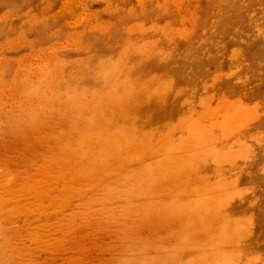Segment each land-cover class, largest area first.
<instances>
[{
    "label": "rangeland",
    "instance_id": "obj_1",
    "mask_svg": "<svg viewBox=\"0 0 264 264\" xmlns=\"http://www.w3.org/2000/svg\"><path fill=\"white\" fill-rule=\"evenodd\" d=\"M0 65V264H264V0H0ZM52 71L79 115L144 139L129 196L95 178L47 211L69 116L30 124L16 82Z\"/></svg>",
    "mask_w": 264,
    "mask_h": 264
},
{
    "label": "bare ground",
    "instance_id": "obj_2",
    "mask_svg": "<svg viewBox=\"0 0 264 264\" xmlns=\"http://www.w3.org/2000/svg\"><path fill=\"white\" fill-rule=\"evenodd\" d=\"M105 1V0H104ZM81 3V2H80ZM166 2H164L165 4ZM84 4V3H83ZM161 4V3H160ZM162 6H165V5ZM167 4V3H166ZM85 6V5H84ZM106 6V5H105ZM161 6V7H162ZM64 7V6H63ZM260 8V7H259ZM68 9V8H67ZM84 9V8H83ZM57 10V9H56ZM109 11V10H108ZM85 18V17H84ZM213 20V19H212ZM37 21V20H36ZM41 21V19H40ZM104 23V21H103ZM97 25V23H95ZM99 24V23H98ZM106 24V23H105ZM165 24V23H164ZM94 26V24L92 25ZM91 26V28H92ZM94 27H99L98 26H94ZM93 29V28H92ZM95 30V29H93ZM166 32V31H165ZM79 33V32H78ZM77 33V34H78ZM144 33V32H143ZM203 33V32H202ZM74 34V33H73ZM170 34V33H169ZM80 35V33H79ZM53 36V35H52ZM74 36V35H72ZM175 36V34H174ZM77 37V35H76ZM171 38V37H170ZM75 39V38H74ZM71 40V39H70ZM12 41V40H10ZM65 41H67L65 39ZM75 41V40H74ZM76 41H79L76 39ZM13 43V42H12ZM68 43V41H67ZM72 43V42H71ZM70 43V44H71ZM86 43V42H85ZM16 44V43H15ZM73 44V43H72ZM77 44V43H76ZM81 44V43H80ZM142 45V44H141ZM2 46V45H1ZM65 46V45H64ZM81 45L78 46V49L81 48ZM71 47V46H70ZM84 47V46H83ZM82 47V48H83ZM54 48V47H53ZM76 48V46L74 47ZM89 48V46H88ZM85 49V47H84ZM88 50V49H87ZM53 51V50H52ZM84 51V50H83ZM41 51H39L40 53ZM161 52V51H160ZM37 53V52H36ZM38 53V54H39ZM45 53V52H44ZM36 54V55H38ZM93 54V53H91ZM33 55V54H32ZM219 55V54H218ZM35 56V55H34ZM33 56V57H34ZM166 56V55H165ZM168 56V55H167ZM18 57V56H17ZM20 57V56H19ZM78 58V57H76ZM83 58V57H82ZM5 59V57H4ZM3 59V60H4ZM8 59V58H7ZM18 61V64L23 61L16 58ZM56 57L54 56L53 61H55ZM75 59V58H74ZM80 59V58H79ZM86 59V57H85ZM2 61V60H1ZM61 61V59H59L57 61V63L59 64ZM84 61V59H83ZM100 61V60H99ZM63 62V60H62ZM66 62V61H64ZM63 62V63H64ZM74 62H78L77 60H74ZM22 63V62H21ZM68 63V60L67 62ZM2 64V63H1ZM4 64V63H3ZM23 64V63H22ZM43 64V63H42ZM51 65H53V63H51ZM50 65V66H51ZM1 66V65H0ZM24 65H21V67ZM45 66V65H44ZM48 67V64L46 65ZM21 67H19V65L17 66V68L21 69ZM23 68V67H22ZM25 68V67H24ZM45 68V67H44ZM52 68V67H51ZM50 68V69H51ZM16 70V68H15ZM18 70V69H17ZM16 70V71H17ZM24 70V69H23ZM45 70V69H44ZM83 70V69H82ZM81 70V71H82ZM31 71V70H30ZM81 71H79L81 73ZM53 72V71H52ZM51 72V73H52ZM79 72H77L78 74H80ZM84 70L82 71L83 74ZM15 73V72H14ZM21 73V72H20ZM34 73V72H33ZM54 74L57 73L56 78L52 79L51 76L48 77H44L45 74H38L35 75V77L37 78L36 81L34 82V79L32 78V75L30 74H24V77H20L19 79V72L16 75L19 80L18 82V87H23V89L26 88V94H25V100L24 98L22 100L27 101L26 99H28V97L33 98V104L37 103V108H33V110L29 113H31V116L29 117V123L30 124H34L36 121H38V119H40V116L43 117V115H47L50 114V112L53 110V106L54 104H59V102H61L64 104L63 107V112L66 113L69 116V120H68V140L69 143H65L67 144L65 146V155H62L61 157L57 156V158L55 159V162L53 161V163L51 164H46L47 165V173L48 175L50 174L49 172H51V167L53 165H58L61 167L60 168V179L59 180H63L64 184L61 185L64 188L66 187V191L61 194L60 196H57L58 198L53 201L55 203H51L47 208V211L49 210V208H52L51 210H53V207H55L54 209H58V201L61 200V202L67 201L68 198H71L72 195L78 194L83 187H85V192L89 193L92 189H95V185H94V179L98 178L102 180V183H105L104 188H106V190H108L109 193H112L113 196H117V197H113L112 195L110 196V199L112 198H122L123 196H129L128 193L129 191H131L132 188L135 187L136 183L139 181V178L141 176H143L144 172L143 171V147H141V144L143 143L144 139H141L140 137H136V134L134 135V132H129V130L124 129L123 131H119L118 129L112 130V128H108L106 126H101V125H96L97 122H92L89 117H86L84 115H79V113H77L76 110L80 109L81 111V104L84 101V96L82 93H74L70 88V84L68 81H64L63 77L60 76V72H53ZM52 73V74H53ZM76 73V71H75ZM92 73V72H91ZM2 74V73H1ZM22 74V73H21ZM20 74V76H21ZM32 74V73H31ZM53 74V76H55ZM73 74V73H72ZM76 75V74H75ZM81 75V74H80ZM97 75V74H96ZM2 76V75H1ZM15 76V75H14ZM31 76V77H30ZM34 76V74H33ZM103 77V76H102ZM13 78V76H12ZM11 78V81H13V79ZM15 78V77H14ZM16 78L14 81H16ZM32 78V79H31ZM86 78V76H85ZM78 79V76H77ZM1 81V80H0ZM8 82V81H6ZM76 82V81H75ZM14 83V82H13ZM12 83V84H13ZM63 83H64V87H63ZM7 84V83H6ZM11 84V82H10ZM1 87L3 88H7V85L5 87L4 83L0 84ZM69 85V86H68ZM169 85V84H168ZM12 85H9V87H11ZM17 87V84L15 85ZM17 87V90H18ZM71 87V86H70ZM168 87V86H167ZM0 88V89H3ZM14 88V87H13ZM163 88V87H162ZM8 89V88H7ZM12 89V87H11ZM21 89V88H20ZM16 88L13 90L15 91ZM4 91V90H3ZM6 91V90H5ZM19 91V90H18ZM87 91V90H86ZM165 91V90H164ZM163 91V92H164ZM1 92V91H0ZM13 93V92H12ZM11 94V93H10ZM86 94V93H84ZM88 94V93H87ZM104 94V93H103ZM111 94V93H110ZM102 96V94H100ZM3 96V95H2ZM41 101L44 103L41 106ZM93 101V100H92ZM22 102V101H21ZM35 102V103H34ZM86 102V101H85ZM123 102V101H122ZM20 102H18L19 104ZM30 104V103H29ZM9 106V105H8ZM55 107H57V105H55ZM59 107V106H58ZM105 107V106H104ZM46 108V110H45ZM55 109V108H54ZM6 110V109H5ZM60 110V109H59ZM87 111V110H86ZM17 112V111H16ZM61 114V113H59ZM58 114V116H59ZM65 114V116H66ZM246 114V113H245ZM52 115V113H51ZM64 115V114H62ZM64 116V118H65ZM45 117V116H44ZM66 119V118H65ZM40 121V120H39ZM28 122V121H27ZM26 122V123H27ZM105 122V121H104ZM206 122V121H205ZM39 123V122H38ZM202 122L200 121V124ZM102 124V123H101ZM199 124V125H200ZM67 125V126H68ZM205 125V124H203ZM43 127V126H42ZM203 127V126H201ZM63 128V127H62ZM42 129V128H41ZM64 129V128H63ZM60 130V129H59ZM62 130V129H61ZM65 131V130H64ZM63 133V135L65 136L67 133L65 131V133ZM125 131L128 132L125 133ZM124 132V133H123ZM59 133V134H60ZM61 135V136H63ZM142 136V135H141ZM60 140V139H58ZM58 143V142H57ZM191 147V146H190ZM188 148V147H187ZM193 148V147H191ZM190 148V149H191ZM63 149V148H62ZM189 149V150H190ZM147 154H149V152H146ZM60 155V154H59ZM151 153L148 155L150 156ZM145 157V156H144ZM52 159V158H51ZM50 159V160H51ZM188 159V158H186ZM190 159V158H189ZM183 160V159H182ZM185 160V159H184ZM52 161V160H51ZM132 161V163H134V166H137V171H133L131 173H127L128 169H130L131 167L129 166V162ZM181 162V160H179ZM50 162V161H49ZM183 162V161H182ZM41 163V162H40ZM55 163V164H54ZM172 164V162H171ZM168 161H167V167L169 168L171 165ZM180 164V163H179ZM42 165V164H41ZM45 165V167H46ZM43 166V165H42ZM57 166V167H59ZM163 166H165V164H163ZM165 166V168H166ZM176 166V165H175ZM41 167V166H40ZM39 167V168H40ZM174 167V166H173ZM171 167V168H173ZM162 169H164L163 167H161ZM160 169V170H162ZM190 169V167L188 168ZM3 170V169H2ZM171 170V169H170ZM45 171V169H44ZM42 172V170L40 171ZM159 172V171H158ZM44 173V172H43ZM46 173V172H45ZM53 173V172H51ZM57 173V172H56ZM156 173V172H155ZM55 174V173H54ZM159 174V173H158ZM185 174V172H184ZM52 175V174H50ZM146 176V175H145ZM36 178V175L34 176ZM38 177V176H37ZM41 177V176H40ZM105 177V178H104ZM33 178V176L31 177ZM48 178V176H47ZM103 178L105 180H103ZM44 179V178H43ZM56 179V181L58 180ZM26 180V179H25ZM32 181H34L32 179ZM43 181V180H42ZM55 181V182H56ZM38 182V180H37ZM36 182V183H37ZM58 183V182H57ZM139 187V186H138ZM28 189V188H27ZM49 190V189H48ZM105 190V191H106ZM142 189L139 188V191H141ZM27 191V190H26ZM29 191V190H28ZM45 192V191H44ZM48 192V191H47ZM60 192V191H59ZM62 192V191H61ZM97 192V191H95ZM104 192V191H103ZM138 192V189L137 191ZM57 193V191H56ZM56 193H54L56 195ZM107 193V191H106ZM36 194V193H35ZM135 194V193H134ZM142 194V193H141ZM79 195V194H78ZM36 196V195H35ZM40 196V194H39ZM56 196V197H57ZM81 196V195H79ZM84 195L82 194V197ZM86 196V194H85ZM108 196V195H106ZM12 197V196H11ZM34 197V196H33ZM88 197V196H87ZM38 199L40 197H37ZM46 198V197H45ZM53 198V195H51V199ZM89 198V197H88ZM63 199V200H62ZM76 197H73V204H75L76 202ZM95 199V197H94ZM92 199V200H94ZM97 199V198H96ZM89 200V201H92ZM98 200V199H97ZM96 200V202H98ZM146 200V198H145ZM78 201V200H77ZM85 202V201H83ZM95 202V201H94ZM136 202V201H135ZM214 202V200H213ZM216 202V201H215ZM214 202V204H216ZM62 203V205H63ZM82 203V202H81ZM134 205V202H131ZM60 204V203H59ZM95 204V203H94ZM111 204V203H110ZM122 204V203H121ZM43 205V204H42ZM60 204V206H62ZM88 206H90V203L87 204ZM96 205V204H95ZM99 205V204H98ZM104 205V204H103ZM129 205V204H128ZM131 205V204H130ZM19 206V205H18ZM29 206V205H28ZM33 206V205H32ZM39 206V205H38ZM59 206V207H60ZM81 206V204H80ZM88 206L86 208H88ZM102 206V205H101ZM109 206V205H108ZM123 206V205H122ZM34 207V206H33ZM91 207V206H90ZM95 207V206H94ZM121 207V206H120ZM129 207V206H127ZM61 208V207H60ZM62 208H66L64 206H62ZM76 208V206L74 207V209ZM78 208V207H77ZM84 208V207H81ZM103 208V207H102ZM117 208V207H115ZM18 209V208H17ZM27 209V208H26ZM33 209V208H32ZM95 209V208H94ZM105 209V208H104ZM110 209V207H109ZM108 209V211H109ZM114 209V208H113ZM121 209H125V208H121ZM120 209V210H121ZM37 210V209H35ZM64 210V209H62ZM60 209V212L62 211ZM72 210V209H71ZM85 211V209H83ZM90 210H92L90 208ZM96 210V209H95ZM99 210V209H97ZM73 211V210H72ZM88 211V209H87ZM101 211V210H100ZM104 211V210H103ZM106 211V210H105ZM126 211V210H124ZM50 212V210H49ZM64 212V211H63ZM76 212V209H75ZM82 212V211H81ZM89 212V211H88ZM87 212V213H88ZM91 212V211H90ZM94 212V211H93ZM122 212V211H121ZM52 213V212H51ZM107 213V212H106ZM105 213V214H106ZM112 213V212H111ZM133 213V212H132ZM54 214V213H53ZM51 214V215H53ZM101 214V213H100ZM108 214V213H107ZM125 213L123 212V215ZM134 214V213H133ZM50 215V217H51ZM74 215V214H73ZM77 215V213H76ZM75 215V216H76ZM81 215V214H80ZM79 215V216H80ZM84 215V214H83ZM93 215V214H92ZM97 215V214H96ZM115 215V214H114ZM128 215V214H127ZM126 215V216H127ZM135 215V214H134ZM87 216V215H86ZM109 216V214H108ZM105 216V217H108ZM120 216V215H119ZM122 216V215H121ZM125 216V215H124ZM128 216H132V215H128ZM127 216V217H128ZM73 217V216H72ZM115 217V216H114ZM113 217V218H114ZM52 218V217H51ZM82 218V217H80ZM112 218V215H111ZM112 218V221H113ZM125 218V217H124ZM132 218V217H131ZM130 218V219H131ZM86 219V218H85ZM108 219V218H107ZM118 219V216H117ZM126 219V218H125ZM83 220V218H82ZM127 220V219H126ZM129 220V218H128ZM127 222V221H125ZM124 223V222H123ZM42 224V223H41ZM63 225V224H62ZM42 226V225H41ZM43 228L40 229L41 231H46L45 229L48 227L47 226H42ZM49 228V227H48ZM56 228V227H55ZM37 230V229H36ZM39 230V231H40ZM36 232V231H35ZM38 232V230H37ZM45 233V232H44ZM44 237V236H43ZM46 238V237H45ZM35 239V238H34ZM20 243V242H19Z\"/></svg>",
    "mask_w": 264,
    "mask_h": 264
}]
</instances>
